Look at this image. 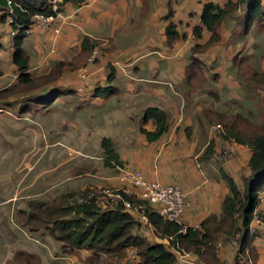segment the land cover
Here are the masks:
<instances>
[{"label":"crops","instance_id":"obj_1","mask_svg":"<svg viewBox=\"0 0 264 264\" xmlns=\"http://www.w3.org/2000/svg\"><path fill=\"white\" fill-rule=\"evenodd\" d=\"M39 1L48 6L47 0ZM229 1L239 0L66 2L62 12L67 22L53 23L60 33L29 27L22 50L30 80L24 84L14 62L21 28L15 30L8 18L3 21L0 12V130L8 123L26 131L14 139L20 143L15 149L0 148V163L12 159L7 172L0 169V264H102L101 259L92 262L93 251L66 248L53 236L54 215L47 207L64 195L129 185L116 176L118 167L103 164L104 139L112 141L123 168L189 194L187 227L220 212L229 192L220 168L244 190L252 150L240 146L236 156H227L229 143L214 127L219 116L235 114L251 113L255 122H263L264 91L251 89L246 81L260 70L246 61L256 59L264 71V34L258 24L243 29L247 7L241 6L219 26V39L212 43L213 35L202 23L205 5L224 8ZM85 40L99 50L93 65L86 61L94 49L85 52ZM194 61L199 65L191 72ZM98 89L106 91L96 95ZM151 108L164 112L169 124V131L154 142L146 134L156 130L154 120L143 116ZM98 142L102 153L94 146ZM210 145L213 157L200 160ZM35 155L44 162L32 164ZM8 182L10 187L3 186ZM257 212L264 217V197ZM251 226L258 233L253 243L257 264H264V220ZM138 233L152 243H169L152 226ZM219 242V258L234 264L237 245ZM186 259L201 264L197 255Z\"/></svg>","mask_w":264,"mask_h":264},{"label":"trees","instance_id":"obj_2","mask_svg":"<svg viewBox=\"0 0 264 264\" xmlns=\"http://www.w3.org/2000/svg\"><path fill=\"white\" fill-rule=\"evenodd\" d=\"M59 12L66 2L82 3L85 0H61ZM19 6H11V17L15 30L20 29L16 37V52L14 62L19 66V82L30 80L28 60L22 50L26 31L32 25L36 15L46 17L56 16L51 6H44L39 0H13ZM40 4L37 8L34 5ZM241 6L247 7L246 30L254 24L264 27V0H239L234 3L229 1L222 8L218 4L205 5L202 23L212 33L211 42L219 39L218 28L223 21L238 12ZM6 0H0V12L9 10ZM3 21L6 16L3 15ZM174 27L168 28L170 35ZM198 33V30H196ZM200 36V34L198 35ZM85 52L92 53L96 43L84 42ZM198 62V61H197ZM196 61L189 68L195 72ZM1 76V71H0ZM112 80V76L110 77ZM246 81L255 88H264V71L253 72ZM189 82L192 84L189 77ZM204 82L202 78L196 86ZM105 89H98L96 95H102ZM208 113V111H205ZM144 120H154L156 130L146 132L149 142L159 140L169 131L168 118L158 109H147L143 113ZM214 129L222 132V137L228 143L234 139L240 146L249 147L252 155L249 161L251 176L244 181V190H240L234 178L223 168H220V177L227 185L229 192L225 197L218 214H211L198 228L188 227L164 220L157 211V207L150 206L147 202L136 197L124 196L123 200L111 202L102 192V189H87L79 194L64 195L55 199L52 206L54 217L51 233L64 247L70 249H86L94 252L92 262L101 259L102 264H126L129 251L134 249L137 259L131 264H184L179 263L178 253L181 255L192 254L200 258L201 264H226L217 254V244L221 239L233 241L240 234L237 255L234 264H245L241 258L258 263V254L253 246L257 235L251 232L250 226L260 203L258 195L264 190V120L255 122L251 113L219 116ZM101 147L105 154L103 164L106 167H118L121 170L123 163L116 152L111 140L104 139ZM214 155L213 145H210L200 160H209ZM233 155V154H231ZM236 156L237 154L234 153ZM119 173V172H118ZM125 187V186H124ZM111 189H118L111 188ZM124 199L132 202H143L148 206V222L137 218L133 211L124 207ZM59 209V210H58ZM261 221L264 217L259 213ZM152 226L157 236L169 241L166 243H152L138 233L142 227Z\"/></svg>","mask_w":264,"mask_h":264},{"label":"built area","instance_id":"obj_3","mask_svg":"<svg viewBox=\"0 0 264 264\" xmlns=\"http://www.w3.org/2000/svg\"><path fill=\"white\" fill-rule=\"evenodd\" d=\"M9 6V10L7 11H1L2 16L5 15L6 18H8L11 23L13 24V19L11 17V6L14 4L16 6H19L13 2V0H6ZM61 0H47L46 4L48 6H51L53 11L56 12V16H50L46 17L44 15H36L33 18L32 25L39 26L43 28L44 30H51L53 29L55 33H60V29L53 27V23L56 21H60V23H65L68 20V17L63 13L59 12V4ZM37 8L40 7V4L34 5ZM17 31H13V33H16ZM29 32V29L26 31V33ZM99 54L98 49H94V52L90 58V62L97 59ZM93 63V62H91ZM240 145L234 140L231 139L229 141V145L226 148V155H231L238 152V148ZM118 179L121 182L127 183L126 187H121L118 189H111L107 188L102 193L107 196V198L111 202H117L119 200H123L124 196L128 197H136L139 200H142L144 202H147L150 206L157 207V211L160 214V216L169 222L176 223L178 225L184 226V231L188 228L184 224V215L188 211V209L191 206L189 194L181 190L177 186H165L162 185L159 182L155 181H149L145 178L142 172L136 170V171H130V170H124L121 172ZM130 187V188H128ZM264 197V190L259 192L258 199L259 201L263 200ZM124 207L127 210L133 211L136 215H139L142 221L145 223L148 222V216H147V209L148 206L143 202H132L130 200L124 199ZM261 217L259 216V213L256 211L254 214V218L252 220V223H259L261 222ZM198 228V226L194 227ZM251 232L254 235H257V230L250 226ZM240 238V234L237 233L235 238L233 239L232 243L237 245V247L240 246V243L238 242ZM221 247V243L217 244V249L219 250ZM180 258L183 260L184 264H192L190 261L186 259V256L190 254H184L181 255L178 253ZM137 259V253L134 249H131L128 254V258L126 261V264H131L133 261ZM242 261L245 264H253L251 260H246L245 258H241Z\"/></svg>","mask_w":264,"mask_h":264},{"label":"rangeland","instance_id":"obj_4","mask_svg":"<svg viewBox=\"0 0 264 264\" xmlns=\"http://www.w3.org/2000/svg\"><path fill=\"white\" fill-rule=\"evenodd\" d=\"M246 27H247V25L245 24L244 25V27H243V29L245 28L246 29ZM257 28L259 29V31L261 32V33H263L264 34V27H261V26H259V25H257ZM13 34H15L16 35V33H13ZM252 34V33H251ZM90 58L91 57H89V59L86 61L87 63H88V65H93V64H95L98 60H99V58H100V56H99V54H98V57H97V59H95L94 61H91V62H93V63H91L89 60H90ZM92 59V58H91ZM248 62H252V64H253V66H255L258 70H260L259 72H262V68H261V65H260V63L259 62H257L256 61V59H253L252 61H246V63H248ZM85 69H87V67L86 68H84L83 70H85ZM82 73H84V76L86 77V75H87V72L86 71H84V72H82ZM81 73V74H82ZM252 74V73H251ZM250 74V75H251ZM258 88V87H257ZM256 88V89H257ZM251 89H254L252 86H251ZM262 90L264 91V88H262ZM255 95V94H254ZM45 99H46V96L44 97ZM48 99V98H47ZM261 103H263V107H264V92H263V97H262V101H261ZM0 116H2V115H0ZM4 126H5V129L6 130H0V140L2 141V143H0V148H2V147H4V148H12V149H15L16 147H18L19 146V144L20 143H18V142H16V141H14V139L15 138H17V137H19V135L18 134H22V135H25L26 134V131L24 130V129H17L16 127H9L8 126V123H5L4 124ZM18 126H21V125H18ZM22 128H23V126H21ZM94 146H96L97 147V149L102 153V150H100V143L98 142V143H94ZM69 153H71L70 151H69ZM77 153V152H76ZM4 154H7V152H5ZM237 154V153H236ZM72 155H75V151H73V153H72ZM37 156L38 155H35V156H33V162H32V164H36V162H37V160L38 161H40L39 162V164L41 163V162H44V158H42V159H37ZM227 156H233L234 157V154L233 155H227ZM69 158H72V156H69ZM0 159H2V158H0ZM44 159V160H43ZM12 159H9V158H4L3 159V161L4 162H2V163H0V169H2V170H5L6 172L11 168V166H12V161H11ZM30 157H28L27 159H26V162L28 163V167H27V169H29V164H30ZM76 161H80V160H76ZM76 161H74V163H76L77 164V162ZM1 162V161H0ZM73 161H70L69 162V165L72 163ZM38 164V165H39ZM24 167H25V165H24V163H22V168H23V170H22V173H25V171H24ZM127 168H123V169H121V170H119V173H117V177H119L120 176V174H121V172H123L124 170H126ZM27 171H29V170H27ZM101 172H105V173H107V171H105L103 168H101ZM71 174H72V172H71ZM75 174V173H74ZM103 174V173H102ZM119 174V175H118ZM11 175H14L13 173H11ZM12 183H10V182H8V183H4L3 184V186H5V187H10V185H11ZM126 187V186H125ZM128 188H130V187H128Z\"/></svg>","mask_w":264,"mask_h":264}]
</instances>
